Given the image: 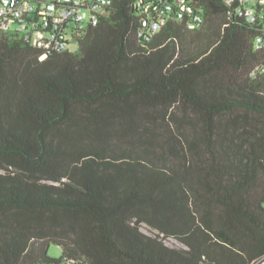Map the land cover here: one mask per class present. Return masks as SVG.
<instances>
[{"label": "trees", "instance_id": "trees-1", "mask_svg": "<svg viewBox=\"0 0 264 264\" xmlns=\"http://www.w3.org/2000/svg\"><path fill=\"white\" fill-rule=\"evenodd\" d=\"M194 3L201 28L150 41L134 0L74 52L0 39V264L264 257V50L234 6Z\"/></svg>", "mask_w": 264, "mask_h": 264}, {"label": "built area", "instance_id": "built-area-1", "mask_svg": "<svg viewBox=\"0 0 264 264\" xmlns=\"http://www.w3.org/2000/svg\"><path fill=\"white\" fill-rule=\"evenodd\" d=\"M118 0H0V39L18 37L50 53L74 52L91 27L106 19ZM234 6L257 34L254 46L264 50V0H225ZM140 27L137 37L150 41L170 20L183 21L190 29L201 28L206 20L194 0H134ZM264 73V64L251 70V76ZM253 264H264V257Z\"/></svg>", "mask_w": 264, "mask_h": 264}, {"label": "rangeland", "instance_id": "rangeland-1", "mask_svg": "<svg viewBox=\"0 0 264 264\" xmlns=\"http://www.w3.org/2000/svg\"><path fill=\"white\" fill-rule=\"evenodd\" d=\"M141 229L143 230V232L149 234V235H154L155 233H157V231L155 229H153L152 227H150L147 224H142ZM166 244H168L171 247H180L182 246V244L177 241L174 238L168 237L165 239ZM49 253L53 256L59 257L62 254V249L59 245L52 243L49 247Z\"/></svg>", "mask_w": 264, "mask_h": 264}]
</instances>
